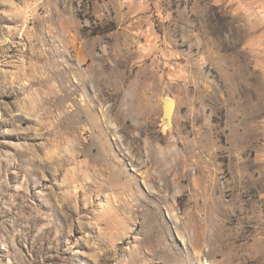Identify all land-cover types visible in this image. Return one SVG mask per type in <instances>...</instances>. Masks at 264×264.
Wrapping results in <instances>:
<instances>
[{"label":"rangeland","instance_id":"1","mask_svg":"<svg viewBox=\"0 0 264 264\" xmlns=\"http://www.w3.org/2000/svg\"><path fill=\"white\" fill-rule=\"evenodd\" d=\"M250 16L228 0H0V264H264Z\"/></svg>","mask_w":264,"mask_h":264},{"label":"crops","instance_id":"2","mask_svg":"<svg viewBox=\"0 0 264 264\" xmlns=\"http://www.w3.org/2000/svg\"><path fill=\"white\" fill-rule=\"evenodd\" d=\"M234 6L235 11L247 12L255 17L257 27L263 29L264 34V0H228Z\"/></svg>","mask_w":264,"mask_h":264},{"label":"water","instance_id":"3","mask_svg":"<svg viewBox=\"0 0 264 264\" xmlns=\"http://www.w3.org/2000/svg\"><path fill=\"white\" fill-rule=\"evenodd\" d=\"M175 102L171 98L162 99V117L165 118L168 125H171V114L174 108Z\"/></svg>","mask_w":264,"mask_h":264},{"label":"bare ground","instance_id":"4","mask_svg":"<svg viewBox=\"0 0 264 264\" xmlns=\"http://www.w3.org/2000/svg\"><path fill=\"white\" fill-rule=\"evenodd\" d=\"M164 129H168L167 123H164Z\"/></svg>","mask_w":264,"mask_h":264}]
</instances>
